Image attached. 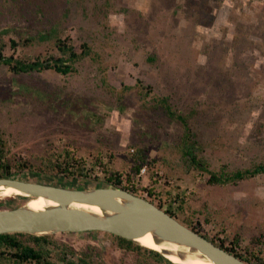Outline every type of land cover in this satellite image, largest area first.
I'll return each instance as SVG.
<instances>
[{"label":"rangeland","instance_id":"1","mask_svg":"<svg viewBox=\"0 0 264 264\" xmlns=\"http://www.w3.org/2000/svg\"><path fill=\"white\" fill-rule=\"evenodd\" d=\"M58 38L81 57L73 73L0 67L6 157L37 164L69 151L95 166L92 178L105 180L130 172V154L145 150L154 194L148 178L131 191L146 190L141 196L234 256L247 257L255 244L264 253V174L210 181L222 169L264 163V0H0L2 57L49 64L62 56ZM187 147L203 169L189 166ZM13 179L71 189L105 185L35 172ZM0 202V209L24 205L22 198ZM45 237L54 264L84 251L97 264H172L160 253L165 260L120 248L103 233Z\"/></svg>","mask_w":264,"mask_h":264},{"label":"water","instance_id":"2","mask_svg":"<svg viewBox=\"0 0 264 264\" xmlns=\"http://www.w3.org/2000/svg\"><path fill=\"white\" fill-rule=\"evenodd\" d=\"M0 185L58 203L57 207L42 212L25 206L0 209V235L22 233L45 237L58 233L104 232L136 244L137 240L152 234L158 243L189 247L214 264H248L180 223L151 201L122 189L81 190L12 178L0 179ZM75 204L99 207L102 214L75 209L72 207Z\"/></svg>","mask_w":264,"mask_h":264},{"label":"trees","instance_id":"3","mask_svg":"<svg viewBox=\"0 0 264 264\" xmlns=\"http://www.w3.org/2000/svg\"><path fill=\"white\" fill-rule=\"evenodd\" d=\"M56 31L57 27L54 28L53 33ZM41 38H44V36H42ZM65 39H57V48L58 51L62 54V56L56 60L51 59L50 61L52 62L49 64H46V62L49 61H43L42 59H38L37 61L31 62L24 61L21 59H14V57H2V52L0 51V67H9V70L14 74L42 72L43 70L50 69L55 70L59 74L69 75L74 72L75 69L73 65L81 57H79L80 55L74 52L73 47L69 46L67 40ZM85 55L86 53L82 54L81 56L84 57ZM153 60L154 59L150 57L149 62H153ZM161 103L163 109L166 111L169 117H174L175 113L171 109L168 99H162ZM178 118L179 120L184 121L186 123V127L189 128L188 123L185 121V119H183L181 116H179ZM190 137L189 134L186 135V139H190ZM0 143L3 144V142ZM130 157L133 162V167L130 172H126L125 174H113L111 176H108V179L103 180L97 177L98 174L94 177L95 179L92 178L91 174L94 171L95 166L93 168H90L89 164L85 160L75 156L69 151L66 152V154H62L58 151H53L47 155H43L39 157V161L37 164L31 163L30 160L22 158L18 159L17 162L13 164V162L6 157L2 148H0V179L15 178L21 174H30L35 172L37 174L48 176L50 178L66 177L71 180L76 179L82 182H85L88 179H94V181H96V184H100L101 182L105 184L104 187L107 186L122 189L125 191H129L137 196H141V192L147 190L149 191L150 196L152 197L154 194V189H152L150 182L155 183L156 176L152 163L146 158L145 150L140 149L138 151H134L130 154ZM184 158L188 162L189 166L194 165L195 168H204L201 164V161L197 158L196 153L191 149V147H187ZM144 166H147V175L150 188L146 187V190L139 189L138 192L131 191L129 186L132 184L133 180L136 179L137 174ZM211 174L212 177L210 181L215 184L225 185L231 183L232 181L240 182L256 177L257 175L264 174V163L258 166H254L252 168L250 167L249 169L237 170L231 173L226 172L224 169H222L220 173ZM87 188L90 187H78L76 189L82 190ZM2 205L3 203L0 202V207ZM158 207L160 209H163L160 206ZM166 212L169 215L173 216L170 211L166 210ZM98 233H103L113 237L118 242L117 244L120 248L136 251L143 250V252L152 254L154 257L164 259V257L161 256L158 252L140 247L134 244L133 242L128 241L127 239L109 233ZM202 236L210 242L214 243L216 246L224 249L225 251L233 253V251H231L232 249H228L224 246L223 243L216 241L213 238L211 239L207 236ZM258 242L259 241L257 240V243ZM48 244H50L48 237H36L22 233L0 235V264H54L49 258L51 253L50 250L47 248ZM236 256L239 258L237 253ZM239 259L248 264H264V253H262L259 250L258 245L255 244V246L251 249V252L248 253L247 257H240ZM66 264L97 263H94L91 260V253L89 251H84L82 255H80V258H78L77 260H67Z\"/></svg>","mask_w":264,"mask_h":264},{"label":"bare ground","instance_id":"4","mask_svg":"<svg viewBox=\"0 0 264 264\" xmlns=\"http://www.w3.org/2000/svg\"><path fill=\"white\" fill-rule=\"evenodd\" d=\"M0 198H22L24 200L23 206L35 212H42L48 208L58 206V203L51 199H46L44 197H31L29 194L23 193L14 187H6L4 185H0ZM72 207L75 209L90 211L99 215L102 214L99 207L96 206L90 207L86 205L75 204ZM136 244L140 247L162 253L172 264H214L210 259L204 257L202 253L199 251H194L189 247L166 242L158 243L154 240L152 234L137 240Z\"/></svg>","mask_w":264,"mask_h":264},{"label":"built area","instance_id":"5","mask_svg":"<svg viewBox=\"0 0 264 264\" xmlns=\"http://www.w3.org/2000/svg\"><path fill=\"white\" fill-rule=\"evenodd\" d=\"M147 178H148V175H147V166H144V167L140 170V172L137 174L136 179L133 180L132 185L129 186V187H132L133 189H134V188H138V187H137V184H138L139 182H143V181H145V179H147Z\"/></svg>","mask_w":264,"mask_h":264},{"label":"clouds","instance_id":"6","mask_svg":"<svg viewBox=\"0 0 264 264\" xmlns=\"http://www.w3.org/2000/svg\"><path fill=\"white\" fill-rule=\"evenodd\" d=\"M129 192V191H128ZM139 197H142V198H145V197H143V196H139ZM145 199H147V198H145ZM148 200V199H147Z\"/></svg>","mask_w":264,"mask_h":264}]
</instances>
